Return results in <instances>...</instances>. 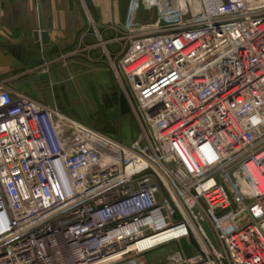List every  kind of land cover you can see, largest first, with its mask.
<instances>
[{
	"label": "built area",
	"instance_id": "obj_1",
	"mask_svg": "<svg viewBox=\"0 0 264 264\" xmlns=\"http://www.w3.org/2000/svg\"><path fill=\"white\" fill-rule=\"evenodd\" d=\"M123 33L130 146L0 90V264H264V0H130Z\"/></svg>",
	"mask_w": 264,
	"mask_h": 264
},
{
	"label": "crops",
	"instance_id": "obj_2",
	"mask_svg": "<svg viewBox=\"0 0 264 264\" xmlns=\"http://www.w3.org/2000/svg\"><path fill=\"white\" fill-rule=\"evenodd\" d=\"M129 5L130 0H0V90L44 103L34 93H47L56 81L53 70L83 63V57L88 61L89 52L91 62L112 64L125 46ZM133 19L151 24L155 15L139 6Z\"/></svg>",
	"mask_w": 264,
	"mask_h": 264
},
{
	"label": "rangeland",
	"instance_id": "obj_3",
	"mask_svg": "<svg viewBox=\"0 0 264 264\" xmlns=\"http://www.w3.org/2000/svg\"><path fill=\"white\" fill-rule=\"evenodd\" d=\"M144 9L154 15L152 9ZM131 23L135 24L134 19ZM120 55L112 60V64L101 65L90 61L93 58L89 52L88 61L83 57V63L53 70L56 81L46 87V94L35 92V98L100 134L130 146L141 135V130L134 113L135 106L127 100L125 85L116 71ZM120 96L129 107V113L123 116L119 114ZM181 245L185 250L190 248L186 240H182ZM172 248L175 245L147 252L143 255L145 264L165 263Z\"/></svg>",
	"mask_w": 264,
	"mask_h": 264
},
{
	"label": "water",
	"instance_id": "obj_4",
	"mask_svg": "<svg viewBox=\"0 0 264 264\" xmlns=\"http://www.w3.org/2000/svg\"><path fill=\"white\" fill-rule=\"evenodd\" d=\"M160 25H165V23L163 21H161ZM127 113H129L128 104H127L125 98L123 96H120V98H119V114L121 116H123V115H125ZM202 227H203L204 231L206 232V234L208 235V237L210 239L214 240V238H213L208 226L206 224H203ZM191 242H192V240H191Z\"/></svg>",
	"mask_w": 264,
	"mask_h": 264
}]
</instances>
